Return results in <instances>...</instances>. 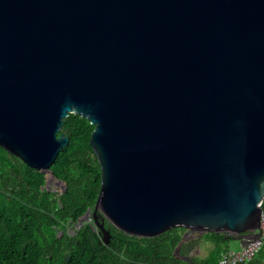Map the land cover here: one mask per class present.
<instances>
[{
    "label": "water",
    "instance_id": "water-1",
    "mask_svg": "<svg viewBox=\"0 0 264 264\" xmlns=\"http://www.w3.org/2000/svg\"><path fill=\"white\" fill-rule=\"evenodd\" d=\"M93 130L76 221L138 237H259L264 0H0V147L55 177L70 114ZM45 182V183H46Z\"/></svg>",
    "mask_w": 264,
    "mask_h": 264
},
{
    "label": "trees",
    "instance_id": "trees-1",
    "mask_svg": "<svg viewBox=\"0 0 264 264\" xmlns=\"http://www.w3.org/2000/svg\"><path fill=\"white\" fill-rule=\"evenodd\" d=\"M85 118L70 113L61 132L68 136L50 169L65 183L55 196L43 188L44 174L0 147V264H190L174 255L183 228L155 237L129 235L105 220L110 240L105 244L93 221L68 232L92 207L100 187V168L89 144L93 130ZM264 205V200H263ZM232 239L207 232L183 242L181 256L193 264H217ZM203 240L212 247L204 257L192 252ZM236 264H264V248L251 259Z\"/></svg>",
    "mask_w": 264,
    "mask_h": 264
},
{
    "label": "built area",
    "instance_id": "built-area-1",
    "mask_svg": "<svg viewBox=\"0 0 264 264\" xmlns=\"http://www.w3.org/2000/svg\"><path fill=\"white\" fill-rule=\"evenodd\" d=\"M260 224L259 237H249L243 240L239 250H228L221 253L217 264H236L251 259L260 249L264 248V205L263 201L259 204Z\"/></svg>",
    "mask_w": 264,
    "mask_h": 264
},
{
    "label": "rangeland",
    "instance_id": "rangeland-1",
    "mask_svg": "<svg viewBox=\"0 0 264 264\" xmlns=\"http://www.w3.org/2000/svg\"><path fill=\"white\" fill-rule=\"evenodd\" d=\"M44 176H48V173H43ZM46 182V181H45ZM43 184V188H45L48 192L54 194L55 196H58L60 192L63 190V186L59 183L56 182L54 179H49L47 182ZM74 228H77L76 222L73 225H67V231L68 232H73ZM203 234H201L199 237H202ZM226 246L228 247L229 250H239L241 247L240 241L238 239H230ZM212 247V244L210 242H205L203 240L200 241L198 245L194 248L192 255L194 256H199V257H204L208 250Z\"/></svg>",
    "mask_w": 264,
    "mask_h": 264
},
{
    "label": "crops",
    "instance_id": "crops-1",
    "mask_svg": "<svg viewBox=\"0 0 264 264\" xmlns=\"http://www.w3.org/2000/svg\"><path fill=\"white\" fill-rule=\"evenodd\" d=\"M240 241V244H242L243 243V241L242 240H239Z\"/></svg>",
    "mask_w": 264,
    "mask_h": 264
}]
</instances>
